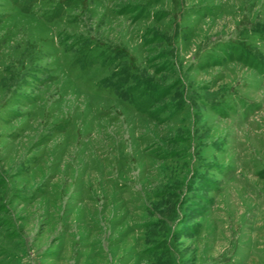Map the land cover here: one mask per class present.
<instances>
[{"label":"rangeland","instance_id":"374dc122","mask_svg":"<svg viewBox=\"0 0 264 264\" xmlns=\"http://www.w3.org/2000/svg\"><path fill=\"white\" fill-rule=\"evenodd\" d=\"M263 164L264 0H0V264H264Z\"/></svg>","mask_w":264,"mask_h":264},{"label":"bare ground","instance_id":"6f19581e","mask_svg":"<svg viewBox=\"0 0 264 264\" xmlns=\"http://www.w3.org/2000/svg\"><path fill=\"white\" fill-rule=\"evenodd\" d=\"M244 1V0H243ZM235 3V2H234ZM225 16V15H224ZM15 17V16H14ZM222 18V17H221ZM234 18V17H233ZM220 19V18H219ZM253 19V18H252ZM12 20V19H11ZM259 21V20H258ZM15 22V21H14ZM243 22V21H242ZM220 23V22H219ZM14 24V23H13ZM241 24V23H240ZM8 25V24H7ZM10 25V24H9ZM259 26V25H258ZM263 26V25H262ZM239 28V27H238ZM15 29V28H14ZM23 30V29H22ZM8 31V30H7ZM3 32V31H2ZM30 34V33H29ZM33 36V35H32ZM35 36V35H34ZM37 37V36H36ZM203 37V36H202ZM54 38V37H53ZM33 39V38H32ZM212 42V41H211ZM18 43V41H17ZM16 44V43H15ZM23 45V44H22ZM13 51V50H12ZM240 71V70H239ZM66 72V71H65ZM243 73V72H242ZM249 73V72H248ZM242 76V75H241ZM234 78V77H233ZM233 80V79H232ZM78 82V80H77ZM76 82V83H77ZM230 87V86H229ZM90 91V90H89ZM108 94V93H107ZM262 94V93H261ZM68 102V101H67ZM94 102V101H93ZM126 133V132H125ZM262 137V136H261ZM257 145V144H256ZM128 156V155H127ZM128 158V157H127ZM134 159V158H133ZM120 162V161H119ZM125 162V161H124ZM264 165V164H263ZM245 186V185H244ZM258 186V185H257ZM243 190V189H242ZM264 219V218H263ZM82 221V220H81ZM219 221V220H218ZM245 235V234H244ZM73 255V254H72Z\"/></svg>","mask_w":264,"mask_h":264}]
</instances>
